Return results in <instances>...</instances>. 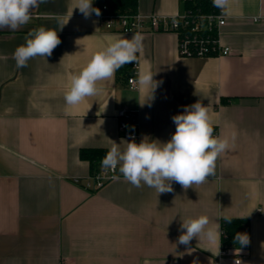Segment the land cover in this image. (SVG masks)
I'll return each mask as SVG.
<instances>
[{"label": "crops", "instance_id": "1", "mask_svg": "<svg viewBox=\"0 0 264 264\" xmlns=\"http://www.w3.org/2000/svg\"><path fill=\"white\" fill-rule=\"evenodd\" d=\"M77 0H45L31 21L0 29V264H215L221 219L248 218L250 244L233 248L221 264H264V0H228L221 27L227 55L182 56L171 31L106 29ZM96 8V0H93ZM183 0H138L143 15H175ZM57 31L50 57L17 68L15 49L38 27ZM142 36L138 73L158 86L131 89L128 81L98 82V95L74 106L64 94L73 74L118 37ZM134 68V66H133ZM200 101L208 106L213 136L230 147L215 175L185 190L173 182L162 193L134 187L119 173L96 190L83 147H126L117 111L136 110L139 143L167 142L172 117ZM115 176V177H116ZM206 215L217 238L178 243L182 220Z\"/></svg>", "mask_w": 264, "mask_h": 264}, {"label": "clouds", "instance_id": "2", "mask_svg": "<svg viewBox=\"0 0 264 264\" xmlns=\"http://www.w3.org/2000/svg\"><path fill=\"white\" fill-rule=\"evenodd\" d=\"M45 0H0V29L16 31L28 24L35 9ZM214 6L224 9L228 0H213ZM87 18L93 12L99 16L100 9L93 7V0H77V6ZM142 36L134 33L131 39L118 37L103 50L97 51L87 65L71 77L70 86L64 94L66 105L74 106L88 97L98 95V82L113 78L115 72L125 64L137 61L142 50ZM61 43L57 31L41 26L29 31L25 43L18 46L13 58L17 68L26 67L28 61L36 57H50ZM150 71L138 73L141 86H158ZM176 126L174 134L167 142L149 138L139 143L133 138L124 141L126 147L112 141L110 150L101 161L103 170L115 172L118 168L123 178L134 187L146 185L154 188L158 195L172 192L173 182L185 190L200 185L215 175L216 161L229 147L228 138L213 136L212 120L208 106L200 101L186 106L181 114L172 117ZM119 179L118 176L113 177ZM229 220V218H225ZM230 222V220H229ZM209 218L200 215L182 220V234L178 243L189 245L193 238L215 240L217 231L207 227ZM240 245H247L246 234L237 233Z\"/></svg>", "mask_w": 264, "mask_h": 264}, {"label": "built area", "instance_id": "3", "mask_svg": "<svg viewBox=\"0 0 264 264\" xmlns=\"http://www.w3.org/2000/svg\"><path fill=\"white\" fill-rule=\"evenodd\" d=\"M186 1V0H183ZM217 12L197 14L192 9H185L175 15H143L135 14H108L100 11L98 16L103 26L108 30L131 32H158L171 31L178 37L180 55L186 57H204L210 55H227L231 49L222 45L220 40L221 27L226 22L224 9L217 7ZM131 89L138 88V64H134L133 73L128 78ZM119 118V132L124 138L137 139L139 137L140 122L136 110L122 108L117 111ZM117 171V170H116ZM116 171H102L96 175L93 184L96 188L102 187L107 181L116 176ZM93 180V179H92ZM233 247L222 243L215 264H221L229 256ZM241 255L235 257V263L241 262ZM74 264V263H67Z\"/></svg>", "mask_w": 264, "mask_h": 264}, {"label": "trees", "instance_id": "4", "mask_svg": "<svg viewBox=\"0 0 264 264\" xmlns=\"http://www.w3.org/2000/svg\"><path fill=\"white\" fill-rule=\"evenodd\" d=\"M185 9H192L197 14L217 12V6H214L213 0H186ZM96 8L108 14H135L138 12V0H96ZM184 9V10H185ZM133 63L125 64L116 71L118 80L128 81L133 73ZM108 150L102 147H83L80 149V157L87 160L90 164V179L94 181L96 175L104 171L101 167V161ZM96 190L95 186H91ZM225 218H229L226 220ZM248 218L244 217H224L221 219L222 243L233 248H247L250 244ZM237 233L246 234L249 238L247 245H240L236 240Z\"/></svg>", "mask_w": 264, "mask_h": 264}]
</instances>
